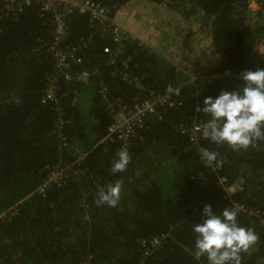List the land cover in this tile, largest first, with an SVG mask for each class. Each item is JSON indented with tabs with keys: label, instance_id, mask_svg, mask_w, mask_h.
<instances>
[{
	"label": "trees",
	"instance_id": "16d2710c",
	"mask_svg": "<svg viewBox=\"0 0 264 264\" xmlns=\"http://www.w3.org/2000/svg\"><path fill=\"white\" fill-rule=\"evenodd\" d=\"M96 1L117 11L131 0ZM149 1L164 3L187 20L201 17L218 58L208 77L185 87L175 107L158 108L128 146L113 142L94 149L113 120L100 87H108L109 97L127 106L139 100L133 85L113 77L124 70L121 61L129 60L133 75L155 92L179 85L188 74L137 41L129 42L118 64L109 65L104 48L112 43L95 36L84 54L90 83L63 85L69 125L68 149L61 154L57 114L52 105L41 103L53 65L36 52L37 39L49 37L50 27L37 7L28 9L18 22L0 21V215L39 185L48 165L70 164L79 151H91L79 180L51 187L45 197H33L19 205L16 215L0 219V264H207L206 259H194L192 225L200 221L205 204L217 213L231 204L218 186L219 176L204 166L179 130L189 128L195 116L205 121L196 111L205 97L236 90L242 72L264 68V55L257 50L264 39V0H255L261 10L252 24V0ZM68 22L71 42L92 32L85 16ZM201 144L217 153L223 166L220 176L244 182L245 191L237 199L264 213V141L246 150L202 139ZM123 147L131 162L125 172L113 175L111 161ZM161 158L162 163L152 165ZM117 181L123 185L118 206H97L98 187ZM238 220L258 236L242 254V264H264V224L248 215L238 214ZM163 234L168 236L161 248L144 260L139 242Z\"/></svg>",
	"mask_w": 264,
	"mask_h": 264
},
{
	"label": "built area",
	"instance_id": "2783aa9c",
	"mask_svg": "<svg viewBox=\"0 0 264 264\" xmlns=\"http://www.w3.org/2000/svg\"><path fill=\"white\" fill-rule=\"evenodd\" d=\"M39 8V16L44 23L50 27L49 37L37 39L36 52L44 55L52 61L53 70L45 79V89L42 93L41 103L52 105L57 114V144L58 151L63 154L68 149V139L65 134L69 125L67 111L63 105V85L82 83L89 84L91 72L85 69V52L92 46L93 38L99 36L112 45L104 48V54L109 57V65H116L121 57L126 54V46L130 41L139 42L140 46L149 48L142 40L133 34L131 29L122 23L113 11L106 5L96 0H0V21L18 22L25 12L32 8ZM85 16L89 19L92 30L88 37L79 39L76 42L70 41L69 19L75 16ZM3 29L0 26V31ZM123 69L121 72L113 73V77L119 78L122 82L133 85L137 90L139 100L132 106H127L123 101L111 99L108 94V87L102 85L100 95L113 120L108 131L98 146L109 142H120L128 146L138 132L145 127L146 121L155 117L158 108L175 107L184 92L185 87L197 85L202 80L201 75L188 73V77L179 85H169L161 92H155L146 88L139 77L133 75L129 60L121 61ZM201 113V112H197ZM189 128L181 129V134L187 135L190 142V149L196 150L200 155L206 150L201 144V138L197 127L203 119L195 116ZM94 151V149H93ZM91 151H79L77 158L72 163L59 162L55 165H48L44 171L45 176L39 185L21 202L17 203L7 211L1 213L0 219L9 215H16L19 212V205L33 197H45L51 187H64L71 181L80 179L82 166ZM204 166L219 176L218 186L223 192L225 199L232 205L237 206L241 215H248L250 218L260 219L264 224V213L257 207H251L237 199L244 190V182L241 179L231 182L222 175L223 166L219 159L206 163ZM191 180L196 181V177ZM263 217V218H262ZM167 234L155 236L147 241L141 240L139 245L143 252V259L148 260L163 245ZM144 263V261L142 262Z\"/></svg>",
	"mask_w": 264,
	"mask_h": 264
},
{
	"label": "clouds",
	"instance_id": "9594fccd",
	"mask_svg": "<svg viewBox=\"0 0 264 264\" xmlns=\"http://www.w3.org/2000/svg\"><path fill=\"white\" fill-rule=\"evenodd\" d=\"M240 79L242 84L236 90H222L197 104L196 111L206 118L196 129L202 140L227 144L233 150H246L264 141V68L246 70ZM201 158L210 163L217 160V153L203 150ZM130 162L127 147L121 148L111 161V173L125 172ZM122 186V181L99 186L96 205L117 207ZM238 214L235 205L225 207L219 213L211 204L204 205L200 221L192 225L195 236L193 256L197 262L203 258L207 264H242V254L250 251L258 236L253 228L240 225Z\"/></svg>",
	"mask_w": 264,
	"mask_h": 264
},
{
	"label": "rangeland",
	"instance_id": "374dc122",
	"mask_svg": "<svg viewBox=\"0 0 264 264\" xmlns=\"http://www.w3.org/2000/svg\"><path fill=\"white\" fill-rule=\"evenodd\" d=\"M143 2L145 1L143 0ZM249 9L253 13V20L251 21L252 24L256 22L255 15L261 10V6L257 2L253 1L249 4ZM172 13L159 10L152 11V16H150L152 21L149 26L152 27L153 31L159 35L160 40L162 38H166L162 35L163 31H166L171 38L175 39L173 46L166 44V46H163L162 48L160 47L163 53V55L161 53V56L168 63H172L176 66L182 73L201 75L202 79L208 77V75H210L211 68L215 66L217 61V58L213 54V49L208 46L207 40L202 41L196 49H193V36L189 41L187 38L185 39V37L189 35L190 32H193V29L196 27H199L203 34H207L209 29L207 28L204 20L198 16L195 19L183 20L180 13ZM166 17L169 18L168 23H165ZM173 33H175V35ZM177 43L181 45V48L182 46L184 47L186 44L191 43L190 48H192L193 51L189 53V50L184 48L181 52ZM257 50L264 55V39L258 43ZM182 53L187 58H182ZM183 61H187L188 64H182V67L181 63ZM189 68L192 69V71L188 70Z\"/></svg>",
	"mask_w": 264,
	"mask_h": 264
},
{
	"label": "crops",
	"instance_id": "0c3cea01",
	"mask_svg": "<svg viewBox=\"0 0 264 264\" xmlns=\"http://www.w3.org/2000/svg\"><path fill=\"white\" fill-rule=\"evenodd\" d=\"M144 1L145 2H143V0H131L126 5L121 7V9L117 12L116 16L122 23L126 24L131 29L133 34L136 35V37L139 40H142L152 51L161 54L162 53L161 48L163 46H166V44L173 46L175 39L171 38L166 31H163L162 35H163V37H166V38H164V39L162 38L160 40L159 35L153 31L152 27L149 26V24L152 21L150 16H152V11L161 10L163 12L167 11L170 13H172V11L164 3L157 5L153 1H149V0H144ZM182 19L184 20L185 18L182 17ZM168 22H169V18L166 17L165 23H168ZM190 33L193 36V43H192L193 49H196L198 47L199 43H202V41L207 40L208 46L213 49L212 50L213 54L214 55L216 54L215 50L213 48V45H212L213 39L211 38L209 32H207V34H203L202 31L200 30V28L196 27L195 29H193V32H190ZM173 34L175 35V33H173ZM187 37H188V35L185 37V39ZM178 45H179L181 52L183 51L184 48H187L189 50V53L193 51V49L190 48L191 43L186 44L184 47L182 46V48H181L180 44H178ZM162 55H163V53H162ZM215 57H216V55H215ZM182 58H187V57H185V55L182 53ZM216 58H218V57H216ZM182 64H188V62L183 61L181 63V66L183 67ZM188 70L192 71V69H190V68ZM107 131H106V133H107ZM100 141L97 142V145L94 149L102 146V145L98 146ZM109 143H113V142H109ZM158 157H160V155ZM163 160L164 159H162V158L161 159H155V164H152V165H159L160 163L163 162ZM158 162H160V163H158Z\"/></svg>",
	"mask_w": 264,
	"mask_h": 264
}]
</instances>
